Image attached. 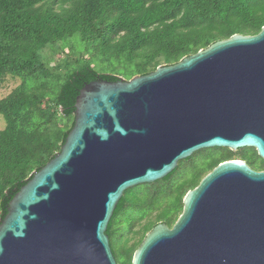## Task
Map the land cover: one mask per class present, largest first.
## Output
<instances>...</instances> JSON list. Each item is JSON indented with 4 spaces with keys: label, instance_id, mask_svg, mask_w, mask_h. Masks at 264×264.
<instances>
[{
    "label": "water",
    "instance_id": "95a60500",
    "mask_svg": "<svg viewBox=\"0 0 264 264\" xmlns=\"http://www.w3.org/2000/svg\"><path fill=\"white\" fill-rule=\"evenodd\" d=\"M60 151L10 200L0 264H118L107 234L125 190L163 179L199 149L264 160V25L171 65L86 83ZM132 264H264V170L220 162L187 191Z\"/></svg>",
    "mask_w": 264,
    "mask_h": 264
},
{
    "label": "trees",
    "instance_id": "16d2710c",
    "mask_svg": "<svg viewBox=\"0 0 264 264\" xmlns=\"http://www.w3.org/2000/svg\"><path fill=\"white\" fill-rule=\"evenodd\" d=\"M65 2L70 5L55 9ZM263 25L264 0H0V87L7 76L20 79L0 99L5 120L0 129V221L16 192L60 151L86 83L148 74L235 33L257 34ZM71 41L77 43L72 48L78 56L48 57L47 50L55 52ZM230 159L255 165L241 148H226L201 167L195 165L190 176L175 180L177 165L133 204L125 190L106 231L117 263L132 264L145 234L159 222L172 226L187 191ZM256 166L264 170V160ZM128 206L147 211L134 222L158 210L133 243L125 234L115 237L116 228L123 226L117 219Z\"/></svg>",
    "mask_w": 264,
    "mask_h": 264
},
{
    "label": "rangeland",
    "instance_id": "374dc122",
    "mask_svg": "<svg viewBox=\"0 0 264 264\" xmlns=\"http://www.w3.org/2000/svg\"><path fill=\"white\" fill-rule=\"evenodd\" d=\"M70 5V2H65L63 4L56 3L55 9H60L61 7H68ZM77 37V36H76ZM78 38V37H77ZM77 46L76 42H66L63 45L57 47L55 52H51L50 50H47L46 53L48 54V57H53L55 61L68 59V58H74L78 56V53L76 52V49H73L72 47ZM123 77V76H122ZM125 78V77H124ZM127 79V78H126ZM20 82V79L18 77H11L7 76L2 82V86L0 87V99L5 97L7 94L11 92L12 89H14ZM62 123V121H61ZM5 126V120L3 116L0 114V129L4 128ZM243 152L249 157L252 163H255V165H252V168L258 169L256 165L261 164V157L259 158L252 147H243L241 148ZM226 153L225 147H207L202 148L194 152V156L191 161H187L186 159H181L178 163V170L175 173L174 179L177 180V177L179 176H190L193 168L195 165H199L201 167L203 161H206L208 158L212 156H219L221 154ZM175 180H173L175 182ZM156 182V181H155ZM152 183H142L136 186H133L129 189H127V197L130 200V203L133 204L134 198L137 196H144L145 193H148L149 191H153ZM157 209L152 210L145 218H143L140 221H135L134 219L139 216H144L147 211L145 209H137L133 206H128L118 217V221H121L123 223V226L117 227L115 231V237L117 239H120L122 235H124L126 238H129V243H133L135 240H137L142 232L143 225L147 222V220H153L155 218V215L157 213ZM132 223L131 227L129 224ZM121 223V224H122Z\"/></svg>",
    "mask_w": 264,
    "mask_h": 264
}]
</instances>
